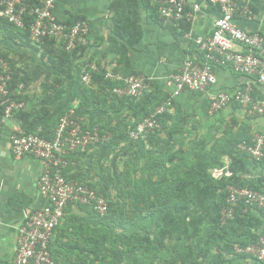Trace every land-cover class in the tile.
<instances>
[{"label": "crops", "instance_id": "obj_1", "mask_svg": "<svg viewBox=\"0 0 264 264\" xmlns=\"http://www.w3.org/2000/svg\"><path fill=\"white\" fill-rule=\"evenodd\" d=\"M22 1L41 4L45 0ZM157 1L148 0L150 8H147L140 0L136 25L141 31V38L131 46L116 30L117 18H121L119 14L124 12V5L117 3V0H56L55 16L59 21L73 24L76 20H85L88 24L86 42L78 54L76 70L92 68L99 72L106 70L122 75L137 72L150 80L145 98L152 103L166 101L173 91L167 85L168 77L179 71L186 58L197 57L195 46L182 33L188 27L194 35H210L220 13L217 7L207 4L205 0H185L188 11L192 12L194 5H199L200 11L175 31L164 27L156 19ZM235 1L241 6H247L253 13L250 20L238 17V26L249 32L264 34V2ZM55 41L54 49L57 50L61 43ZM31 42L33 47L24 44L16 34L11 38L0 29V55L7 57L21 77L28 78L24 94L25 115H15L0 128V264H14L19 227L28 215L48 204L47 198L38 189V180L44 169L43 162L30 156L17 160L10 154L11 135L15 128L34 132H45L47 129V133L52 134L59 118L67 112H73L86 125H97L112 131L109 133L115 135L117 143L75 153L71 156L73 162L67 168L68 176L104 191L115 207L121 206L116 194L121 189L119 175L125 158L131 159V179L136 177L134 155L131 150L124 153L126 147H123L122 137L139 115L137 107L144 99L132 103L120 101L110 88L98 83L90 87L87 96L84 95L80 81L57 74L51 69L50 57H43L41 53L44 41ZM216 74V90L233 91L239 87L241 77L230 70L219 68ZM83 98L85 106H82ZM208 107L205 95L186 92L173 100L169 113L173 114L176 108L184 112L199 108L200 113L209 115ZM214 116H224L226 120L233 118L238 136L250 138L257 133L264 134V116L252 118L244 107L229 106ZM41 123H46L47 128L43 129ZM230 167L236 168L234 161L225 156L224 166L217 170H222L223 176L230 177L233 175ZM236 177L243 183L263 186L264 159L255 162L246 158L245 170L236 169ZM251 215V222L242 221L235 225L233 237L247 241L264 232V214L252 210ZM127 218L133 222L138 221L139 214L131 212ZM116 222L117 216L114 215L103 218L87 207H69L56 229L51 246L56 264H103V258L107 259V264L169 263L159 259L150 263L151 260L143 256L145 248L141 243L136 246L132 258L124 261L119 251L121 245L114 243L117 234L123 233L117 228ZM227 239L231 238L228 236ZM111 251L119 252L111 255ZM214 251L220 255L221 262L217 264H263L250 257L233 255L222 246ZM213 263L211 258L204 262ZM177 264L183 263L179 260Z\"/></svg>", "mask_w": 264, "mask_h": 264}, {"label": "built area", "instance_id": "obj_2", "mask_svg": "<svg viewBox=\"0 0 264 264\" xmlns=\"http://www.w3.org/2000/svg\"><path fill=\"white\" fill-rule=\"evenodd\" d=\"M205 2L217 7L220 13L213 32L208 36H198L192 32L185 34L195 46L197 57L186 58L179 71L168 77L167 85L173 88L170 97L129 130V138L133 142L159 131L161 124L158 117L169 112L173 100L186 92L205 95L211 115L238 105L244 107L252 118L264 116V34L249 32L238 26V17L246 20L253 17L247 6H241L235 0ZM157 3L159 21L167 28L179 27L200 11L199 5L192 6V12L188 11L185 0H158ZM55 9L56 0H45L38 6H31L22 0H0L1 19L16 29H23L27 15L33 16L34 21L30 26L32 41L41 43L46 38L54 39L61 43L64 51L72 52L86 42L88 24L85 20H76L73 24L61 22L55 16ZM219 68L240 76L239 87L233 91L216 90V70ZM106 79L118 85L113 89V94L120 98L142 97L150 82L140 74L125 77L113 72H107ZM12 80L13 71L9 63L0 57V128L26 107V103L17 98L24 92L23 85L12 89ZM82 82L90 84V71H83ZM39 133H26L15 128L11 135L10 154L14 159L30 156L43 162L38 189L48 200L46 206L28 215L19 227L14 264H56L51 246L56 229L69 207L89 206L100 216H105L109 211L105 197L80 180L67 178L65 170L69 166L67 158L108 143L112 135L101 131L98 126L84 124L73 112L62 115L52 138L42 137ZM237 150L254 161H262L264 134L257 133L251 141L241 142ZM213 175L216 179L223 177L222 170H215ZM226 191L221 226L233 221L240 208L244 212L256 210L264 214V188L255 190L247 186L228 185ZM233 249L236 255L264 263V232L255 243L246 246L234 244Z\"/></svg>", "mask_w": 264, "mask_h": 264}, {"label": "trees", "instance_id": "obj_3", "mask_svg": "<svg viewBox=\"0 0 264 264\" xmlns=\"http://www.w3.org/2000/svg\"><path fill=\"white\" fill-rule=\"evenodd\" d=\"M143 4L147 8H150V4H148V0H141ZM31 6H38L39 3H33L32 1H27ZM117 3H120L121 5H124V12L122 14L121 18H117L116 23V30L119 36L121 38L127 40V44L129 45H135L139 42L141 38V31L137 27V15H138V9L140 5V0H117ZM127 10V11H125ZM156 19L159 20V14H158V6L156 7ZM34 21V17L27 15L26 21H25V28L23 29H16L13 26H11L8 22L0 18V29L4 30L7 35L11 38L13 36L20 37L24 44H27L28 46H31L32 39L30 37V26ZM185 23V22H183ZM183 23L180 24L179 27H168L172 30H179ZM119 27V28H118ZM189 28L182 33L183 35L187 34L189 32ZM44 42L41 45L42 48V56L46 57L49 56L51 59V69L57 73V74H64L68 78H74L81 82L83 93L84 95H88L90 92V87L96 83H98L100 86L108 87L110 88L111 92L113 93V89L118 86L113 81L106 79V74L108 71H96L92 70L90 68L84 69L90 71L91 74V82L88 85H85L82 82V74L84 70H76V60L78 57V54L83 50L82 45L78 46L75 50L72 52H66L64 51L62 45L57 50L54 49V46L56 45V41L54 39L46 38L43 40ZM33 47V46H31ZM1 58L5 59L12 71H13V80H12V89L18 88L20 85H23L24 92L21 96L17 97L21 101H26L25 99V91L27 87V81L28 78L21 77L18 73V71L15 69L14 65L11 64L7 57L4 55H0ZM117 73V72H116ZM130 75H138L137 72L131 71L130 73H125L124 76H130ZM145 94L136 99V98H129L124 97L120 98L117 95L113 94L118 100L124 101V102H135L138 100H143V102H140L137 107V113L139 115L136 117V120L133 122L132 125L129 126L126 134L124 137H122V144L123 143H130L133 145L131 151L133 153V157L137 160H143L148 159L149 155H151L154 152V149L150 147L148 149V144L152 145V140L155 138L156 135H158L164 128V123L170 121L172 119L169 112L160 115L158 117V121L161 124V129L154 134L149 135L148 137L141 139L137 142H133L129 138V130L135 128V126L143 121L148 115H150L160 104V102L152 103L150 99H146ZM85 100L83 98L82 106H85ZM238 106V105H235ZM16 115H20V117H23L25 115L24 109L20 110ZM61 118V117H60ZM59 118V120H60ZM59 120L56 122V126L52 134L47 133V124H43V129H46V131L40 132V136L45 138H52L55 130L58 126ZM91 126H97V125H91ZM101 131L103 132H109L110 130L104 129L102 127H99ZM26 133L34 132L32 130H25ZM112 132V131H110ZM115 135L113 134L111 140L108 143L99 145V146H112L115 145L117 142L115 140ZM252 137L248 138L245 136H236L234 139L228 140L225 143V146L223 148V159L225 156H229L231 160L234 161V167H230V169L233 172V175L230 177L223 176L219 179H216L217 182L208 181L205 182L203 185H200L198 181L192 182V179L189 180V183L186 181V179H178L175 183V187L172 190L169 191V189L165 188L164 184L167 183L169 180L167 178L166 174L160 173V165L157 163H152L151 161H148L146 163V166L144 167L143 171H146L147 178L146 180L138 185L137 182L133 181V184L131 182L124 183L123 179L120 176V183H121V189L118 190L116 194V198L119 200V203L121 206L115 207V205H111L112 201L110 202V199L107 197V195L104 193V191L97 190L90 184H86L90 186L91 188H94L100 195L105 197L108 201L109 205V211L105 216H100L97 214L92 207L89 206H78V207H87L90 208L91 211L103 218H106L108 215H114L117 216L116 213L118 211H122L123 209H128L131 212H135L139 214L138 221L133 220L129 221L128 227L131 229L134 227L136 222H143L147 221L148 219L152 221V223L155 224L156 231L152 233V231H146L144 236L139 238L141 241L140 243L144 245L145 248V256L148 258V260L152 263L153 261H157L158 259L161 261V253L167 251V242H175V245L171 248V258H176L173 261H168V264H177V262L180 260L183 264H204V262L208 261L207 255L212 254L211 260L214 261L213 264H217L218 261L221 262L220 258L218 256H214L215 254L219 255V252H215L217 248L224 247V250H227L231 252L233 255H236L234 252V244H238L240 246H246L251 243H255L259 236H255L252 240L243 241L238 239L237 237H233V233L235 232V225L238 222L242 221H252V211L249 210L248 212H244L243 208H240L236 215L235 219L231 221L226 226H221L220 220H221V213L222 210L226 206V197H227V191L226 188L228 185H237L239 187H249L255 190H262L264 187L261 186H253L246 183H243L240 181L238 177H236V169H239V171L245 170V159L249 158L248 155L241 153L237 150L238 145L243 141H251ZM137 145V146H135ZM69 161V164H71L73 161L71 157L67 158ZM150 160V159H148ZM257 162V161H255ZM261 162V161H259ZM221 168L224 166V161L220 164ZM166 171V170H164ZM156 176L159 178V181L156 182L153 179V176ZM65 176L67 178H72L68 176L67 169L65 170ZM131 183V184H130ZM137 185V186H136ZM129 190V191H128ZM174 194V195H172ZM127 195V199L125 198ZM172 195V196H171ZM174 197V198H173ZM126 199V200H125ZM139 199H142V204L139 202ZM125 200V202H124ZM156 200V201H155ZM171 200V202L169 201ZM145 203V204H144ZM126 205H128L126 207ZM147 205L150 207H153L154 205L159 206V209L157 211H150L149 213L143 212V210H140V206ZM69 209V208H68ZM120 220L117 219L116 226L119 229L120 226H123ZM257 227L258 225H254ZM212 234H218L219 241L222 243V245L217 246H209L210 241V235ZM114 233V230H111V234ZM123 234V233H122ZM122 234H117V238L114 239V243L116 245L120 244V237H123ZM229 238L231 239H227ZM136 236L133 235L130 237V239H135ZM145 244H144V243ZM183 245V249L187 250V253L184 257H181L182 255L180 253H177V247ZM115 251H112V254H114ZM215 252V253H214ZM180 254V255H176ZM169 254V253H168ZM241 257L240 255H236ZM220 257V255H219ZM169 260V259H168ZM172 260V259H171ZM176 260V261H175ZM264 264V263H263Z\"/></svg>", "mask_w": 264, "mask_h": 264}, {"label": "rangeland", "instance_id": "obj_4", "mask_svg": "<svg viewBox=\"0 0 264 264\" xmlns=\"http://www.w3.org/2000/svg\"><path fill=\"white\" fill-rule=\"evenodd\" d=\"M171 117L172 119L170 121L164 123L163 130L152 140V145L148 144V149L150 147L154 149V152L148 157L150 160L143 159L136 161L134 158L133 167L134 174H136L134 180L131 179L129 174L132 165L129 162L131 159L130 157L124 159L125 163L123 164V170L121 172V178L124 183L128 181L132 184L133 181L134 184L137 182L138 185L143 183L148 175L146 171H143L148 161L160 165V173L162 175L166 174L169 180L164 184L165 188H170L169 191L172 190V187L174 189L178 179H186L188 183L190 179H192V182L196 180L200 185L208 181L217 182L213 174L215 170L221 169L220 164L224 161L222 154L225 143L238 135L235 132L237 125L232 120L233 118L226 120L224 116L217 118L211 114L204 115L200 113L199 108L190 110L189 112L180 111L179 108H176ZM123 147H126V152L124 153H129L133 145L123 143ZM153 178L154 181H159V178L155 175ZM125 198H128L127 195ZM169 201L171 202V200ZM139 202L142 204V199H139ZM157 209H159V206L156 205L153 207L147 205L140 206V210H143L145 213H149L151 210L157 211ZM128 214H131L129 209H123L116 213L117 219L123 224V226L119 227V230L123 232V234L121 233L123 237L119 238L121 244L119 251L125 258L124 261L132 258V255L136 252V246L141 242L139 238L143 237L146 231L150 230L152 233L156 231L155 224L149 219L140 223L136 222L134 227L130 229L127 226L128 223L130 224V220L127 218ZM212 233L210 234L212 236L209 237V246L222 245L218 239V234ZM133 235L136 238L130 239ZM173 245H175V242H167V251L160 254V259L166 260L167 262L176 259L171 258V248ZM176 250L182 256L177 253L176 255H180L181 257H184L187 253V250L183 249V245L178 246ZM118 252L115 251V255ZM110 254L113 255L112 251ZM140 255L142 256V254ZM143 256H145V252H143ZM212 256V254L207 255L208 258ZM214 256H218L219 258L217 254ZM105 259L103 258V264H107Z\"/></svg>", "mask_w": 264, "mask_h": 264}]
</instances>
